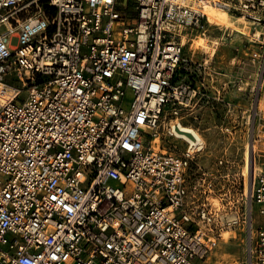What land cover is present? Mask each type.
Segmentation results:
<instances>
[{"label": "built area", "instance_id": "built-area-1", "mask_svg": "<svg viewBox=\"0 0 264 264\" xmlns=\"http://www.w3.org/2000/svg\"><path fill=\"white\" fill-rule=\"evenodd\" d=\"M207 4L264 27V0H0V82L25 90L0 105V264H202L230 231L264 264V153L251 181L205 168L184 122Z\"/></svg>", "mask_w": 264, "mask_h": 264}, {"label": "rangeland", "instance_id": "rangeland-1", "mask_svg": "<svg viewBox=\"0 0 264 264\" xmlns=\"http://www.w3.org/2000/svg\"><path fill=\"white\" fill-rule=\"evenodd\" d=\"M250 26L253 32L244 34L208 21L205 33L183 35L185 54L196 64L206 63V74L203 70L197 78L200 86H206L205 95L195 112L184 119L205 139L207 148L200 155L199 163L215 169L218 160L225 157L233 164L232 173L239 179L244 178L249 161L247 144L253 148L254 139L255 171L264 153V114H257L260 102L264 104V47L260 42L264 41V27L252 23ZM257 31L263 33L258 40L254 37ZM201 39L207 41L210 51L192 48L193 43ZM3 82L5 88H13L10 100L18 94L15 101H21L25 96L23 82L10 78ZM0 90L2 93L1 87ZM128 96L129 101L130 94ZM225 126L230 131L223 129ZM258 209L256 205L255 214ZM223 234L213 242V249L202 264H247V243L243 236L230 231V239L225 243Z\"/></svg>", "mask_w": 264, "mask_h": 264}, {"label": "bare ground", "instance_id": "bare-ground-1", "mask_svg": "<svg viewBox=\"0 0 264 264\" xmlns=\"http://www.w3.org/2000/svg\"><path fill=\"white\" fill-rule=\"evenodd\" d=\"M205 13L208 16V21L211 24L220 25L223 28L231 29V31L233 32L238 31L239 33H244V34H251L253 32L252 31L253 28L250 26V22L248 20H246L245 18L241 16H235L226 10L216 8L212 4H207V6L205 7ZM262 35L263 33L261 31H257L255 32L254 37H256L258 40V39H261ZM198 47L209 49L210 45L207 43L205 39H201L198 42L193 43L192 48H198ZM262 85H263V81L261 80V86ZM0 87L2 88V93H0V105H4L7 102H9L10 96L13 93V88L8 87V86L5 88L4 82H0ZM258 113L264 114V104L261 102L257 108V114ZM180 128L181 129H178V130L181 131L182 135L186 139L190 141H194L193 139L194 137V138H197L198 141L202 140L200 134L196 130L190 127L183 126V125H181ZM156 142H158V139L156 140ZM247 147H248L247 150L249 152V161H247V168L245 167L246 171L244 172V175L248 178L249 181H251V179L253 178L252 172L254 175L255 168H256L255 161H254V154H253V150H255L256 148L254 146V149H253L252 147L248 146V144H247ZM223 239L225 243H228L230 239V232H225L223 234ZM219 248H221V245H219ZM215 264L217 263L215 262Z\"/></svg>", "mask_w": 264, "mask_h": 264}]
</instances>
